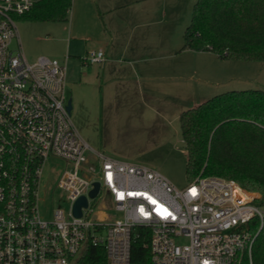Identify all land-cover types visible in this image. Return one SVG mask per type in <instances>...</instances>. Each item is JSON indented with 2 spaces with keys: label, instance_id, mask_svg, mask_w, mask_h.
<instances>
[{
  "label": "built area",
  "instance_id": "built-area-1",
  "mask_svg": "<svg viewBox=\"0 0 264 264\" xmlns=\"http://www.w3.org/2000/svg\"><path fill=\"white\" fill-rule=\"evenodd\" d=\"M35 2L0 0V264H255L264 225L258 193L202 174L178 188L84 140L67 109L66 64L29 62L22 49L17 18ZM105 59L103 49L83 57ZM49 160L64 162L57 186L68 203L45 215ZM81 196L87 204L78 216ZM140 240L143 255L135 251Z\"/></svg>",
  "mask_w": 264,
  "mask_h": 264
},
{
  "label": "rangeland",
  "instance_id": "rangeland-1",
  "mask_svg": "<svg viewBox=\"0 0 264 264\" xmlns=\"http://www.w3.org/2000/svg\"><path fill=\"white\" fill-rule=\"evenodd\" d=\"M128 1L133 0H73L67 21L17 18L22 49L29 62L47 56L66 64V96L67 101L72 99L73 105L71 119L86 142L98 149L103 147L107 154H112L110 147L116 144L121 154L112 155L155 168L176 187L183 188L190 179L178 118L170 122L154 113L155 105L146 106L142 101L133 107L116 101L113 96L104 101L105 85L93 82L99 64L84 65L87 69L82 75L78 65L81 60L75 54L85 48L98 50L110 30L118 48L128 44L127 48L132 49L140 43L141 47L151 44L160 51L177 49L182 52L178 59L186 64V75H195L194 80L181 81L186 85L182 88L170 89L167 84L165 92L176 97L180 104L189 103L191 90L211 98L229 90L264 89V61L222 59L213 52L186 51L184 32L191 23L197 0H141L135 5L123 6ZM114 7L118 8L114 10ZM160 83L154 89L161 97ZM172 113L170 117L174 118ZM63 167L64 162L60 160H49L45 167L40 192L45 215L51 213L52 206L67 207V194L57 186Z\"/></svg>",
  "mask_w": 264,
  "mask_h": 264
},
{
  "label": "trees",
  "instance_id": "trees-1",
  "mask_svg": "<svg viewBox=\"0 0 264 264\" xmlns=\"http://www.w3.org/2000/svg\"><path fill=\"white\" fill-rule=\"evenodd\" d=\"M72 2L36 0L21 18L67 21ZM183 48L212 51L222 59L264 61V0H197ZM180 127L190 180L200 174L234 179L259 192L258 202L264 204V89L219 93L182 111ZM144 242L135 244L142 255ZM252 258L264 264V225Z\"/></svg>",
  "mask_w": 264,
  "mask_h": 264
},
{
  "label": "crops",
  "instance_id": "crops-1",
  "mask_svg": "<svg viewBox=\"0 0 264 264\" xmlns=\"http://www.w3.org/2000/svg\"><path fill=\"white\" fill-rule=\"evenodd\" d=\"M140 1L141 0L128 1L127 3L122 5H132ZM122 5H120V7H122ZM134 5L132 7H134ZM117 8L118 7H114L112 9L116 10ZM150 9L151 7L149 6L148 12L150 11ZM103 22H105V20H103ZM110 31V33L105 35V40L98 48L104 50L106 59L102 63H96L99 65L96 72H94L93 74V82H101L105 85L106 92L105 95H103L104 101H106L108 97L113 96L116 101L119 100L121 102H125L126 105L132 107L134 104L142 101L146 106L155 105L152 110H154V113H156L157 115L164 116L167 120H170V122L171 120H175V118H178L180 123V114L182 111L188 109V107H196L205 100L209 99V95L202 96L201 93L191 90V92L188 91L191 95V99L187 100V102L189 103L180 104V102L176 100V97L172 96L171 94L168 95L165 92L167 84H170L168 85L170 86V89L172 86H179L180 88H182L186 85L181 84V81L184 82L185 79H195L194 73H192V75H186V64L180 62L178 59L180 53L182 52H179L177 49L160 51L153 48L151 44L146 45L144 40L143 43L146 46L141 47L140 43H136L140 48L135 47L129 49L127 48L128 44L126 45V47L118 48L116 46L117 44L113 32L112 30ZM85 46L87 45L85 44ZM187 50L191 49L187 48L186 51ZM88 52L91 51L85 48L84 50L82 49L75 54L80 57L81 64L78 65L80 69L79 72L82 75H85L84 71H86L87 69V67L84 65L94 64L85 63L83 61V57ZM202 52L212 53V51L208 50H203ZM197 79L200 80V78ZM158 83H160L161 85V97L158 96V94L156 93L157 91H155L154 89V87L158 88ZM170 112H173L172 116H174V118L170 117ZM105 141H102L101 143L104 144L106 148L107 146L105 145ZM102 148L101 150H103ZM110 150L112 154H121V149L117 148L116 144L114 146L112 145V147H110ZM118 158L135 162L131 159H128L127 157Z\"/></svg>",
  "mask_w": 264,
  "mask_h": 264
},
{
  "label": "water",
  "instance_id": "water-1",
  "mask_svg": "<svg viewBox=\"0 0 264 264\" xmlns=\"http://www.w3.org/2000/svg\"><path fill=\"white\" fill-rule=\"evenodd\" d=\"M72 108H73V105H72V99L70 98L68 100V103H67V109L68 111L71 113L72 111ZM98 188H99V183L98 182H95V188L91 191V195L92 196H95L97 191H98ZM87 204V199L85 196H81L77 202H76V205H75V214L80 216L81 215V206L82 205H86Z\"/></svg>",
  "mask_w": 264,
  "mask_h": 264
},
{
  "label": "snow or ice",
  "instance_id": "snow-or-ice-1",
  "mask_svg": "<svg viewBox=\"0 0 264 264\" xmlns=\"http://www.w3.org/2000/svg\"><path fill=\"white\" fill-rule=\"evenodd\" d=\"M141 211H143V209H141Z\"/></svg>",
  "mask_w": 264,
  "mask_h": 264
}]
</instances>
